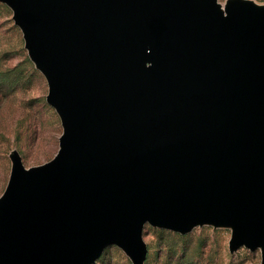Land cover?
I'll use <instances>...</instances> for the list:
<instances>
[{
  "label": "water",
  "instance_id": "1",
  "mask_svg": "<svg viewBox=\"0 0 264 264\" xmlns=\"http://www.w3.org/2000/svg\"><path fill=\"white\" fill-rule=\"evenodd\" d=\"M64 133L52 162L14 156L0 264L140 263L146 222L236 224L264 264V13L216 0H3Z\"/></svg>",
  "mask_w": 264,
  "mask_h": 264
},
{
  "label": "rangeland",
  "instance_id": "2",
  "mask_svg": "<svg viewBox=\"0 0 264 264\" xmlns=\"http://www.w3.org/2000/svg\"><path fill=\"white\" fill-rule=\"evenodd\" d=\"M220 14L244 3L254 14L264 13V0H217ZM14 6L0 0V198L7 190L21 157L26 169L53 161L64 133L61 113L47 100L50 85L33 58L24 30L16 23ZM236 224L230 220L203 221L190 231L146 222V256L137 263L117 244H109L92 264H262L260 247L232 249Z\"/></svg>",
  "mask_w": 264,
  "mask_h": 264
},
{
  "label": "bare ground",
  "instance_id": "3",
  "mask_svg": "<svg viewBox=\"0 0 264 264\" xmlns=\"http://www.w3.org/2000/svg\"><path fill=\"white\" fill-rule=\"evenodd\" d=\"M215 6H216V8H217V7H218V8L220 7V5H219V1H217V0L215 1Z\"/></svg>",
  "mask_w": 264,
  "mask_h": 264
}]
</instances>
